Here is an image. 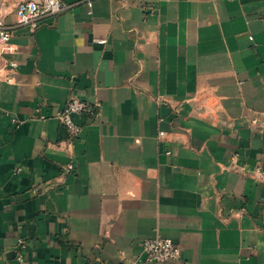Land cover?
<instances>
[{"label":"crops","instance_id":"crops-1","mask_svg":"<svg viewBox=\"0 0 264 264\" xmlns=\"http://www.w3.org/2000/svg\"><path fill=\"white\" fill-rule=\"evenodd\" d=\"M19 1L0 43V264H141L156 234L180 250L163 264H264V0H60L37 29ZM72 95L99 104L74 138Z\"/></svg>","mask_w":264,"mask_h":264},{"label":"built area","instance_id":"built-area-1","mask_svg":"<svg viewBox=\"0 0 264 264\" xmlns=\"http://www.w3.org/2000/svg\"><path fill=\"white\" fill-rule=\"evenodd\" d=\"M4 1L0 0V43L10 39L11 30L5 23ZM65 5L60 0H20L16 7V19L20 25H27L31 29H37L48 16L58 14ZM14 66V63L10 64ZM3 78L0 69V79ZM10 81V77H6ZM98 103H90L77 95L70 96L58 113V118L67 129L71 138L78 135L81 125L74 120L75 115L94 117L98 113ZM69 168H72L70 165ZM20 170V169H18ZM23 243L19 239V244ZM144 256L141 264L177 263L180 260V250L171 237L156 234L146 239L143 244ZM18 259L22 255L18 253Z\"/></svg>","mask_w":264,"mask_h":264}]
</instances>
